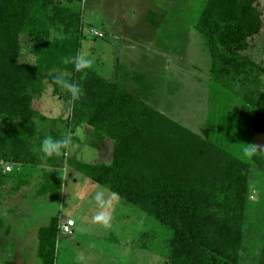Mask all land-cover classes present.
Wrapping results in <instances>:
<instances>
[{"label": "trees", "instance_id": "16d2710c", "mask_svg": "<svg viewBox=\"0 0 264 264\" xmlns=\"http://www.w3.org/2000/svg\"><path fill=\"white\" fill-rule=\"evenodd\" d=\"M82 3L0 0V187L16 174L3 166L28 167L42 182L36 194L58 199L65 164L171 230L169 264H239L250 168L264 175V151L251 149L245 162L171 120L148 104L152 89L141 86L145 95L138 98L125 88L123 78L133 75L118 58L112 80L66 63L84 39ZM194 28L209 53L213 81L254 111L252 130L264 135V65L247 55L263 28L259 0H206ZM53 30L59 35L53 37ZM61 75L80 85L78 101L55 84ZM44 80L53 96L70 103V144L79 142L77 129L91 127L97 143H113L109 165L72 160L67 148L52 157L31 152L34 120H47L33 109ZM50 136L64 138L53 131ZM17 178L13 194L29 184L23 175ZM60 222L53 216L37 230L39 264H56ZM0 230L10 233L2 219ZM260 243L256 264H264V214Z\"/></svg>", "mask_w": 264, "mask_h": 264}, {"label": "rangeland", "instance_id": "374dc122", "mask_svg": "<svg viewBox=\"0 0 264 264\" xmlns=\"http://www.w3.org/2000/svg\"><path fill=\"white\" fill-rule=\"evenodd\" d=\"M205 1L83 0L80 53L93 60L88 69L110 80L118 58L133 75L123 78L130 93L142 98L141 86L152 89L150 106L248 162L251 149L264 151V135L252 130L254 111L210 75L209 53L194 28ZM259 8L263 28L250 42L247 55L264 65V0H259ZM58 35L52 31L53 37ZM33 109L47 119L34 120L37 134L29 146L36 153L42 137L50 136L51 131L60 137L68 135L70 103L53 96L52 86L44 80L41 95L33 99ZM74 136L79 142L67 146L70 159L90 165L111 163L110 139L97 143L88 126L77 129ZM10 166V173L16 174L0 187V219L10 227L8 236L0 230V264H39L36 231L56 215L62 222L72 219L76 224L71 235H57L56 264H169L171 230L75 169L62 165L60 196L53 199L36 194L42 182L35 170ZM20 174L29 184L13 194ZM101 190L103 206L94 199ZM101 211L110 218L107 225L94 220ZM263 214L264 175L252 166L239 264H256Z\"/></svg>", "mask_w": 264, "mask_h": 264}, {"label": "clouds", "instance_id": "9594fccd", "mask_svg": "<svg viewBox=\"0 0 264 264\" xmlns=\"http://www.w3.org/2000/svg\"><path fill=\"white\" fill-rule=\"evenodd\" d=\"M66 63H73L76 71H81L90 67V65L93 63V60L89 58L87 54L80 53L77 54L76 57H74L72 60L66 61ZM55 84L60 88L66 90V92L71 96V99L73 101H78L83 94L82 89L78 83L68 78H65L63 75L55 78ZM70 143L71 140L67 136L62 139L47 136L41 140L40 151L46 157L59 156ZM249 155H251V153H249ZM94 199L99 205L103 206L104 192L102 190L97 191L94 196ZM109 219V216L103 211L99 212L94 217V220L102 221L106 225L108 224Z\"/></svg>", "mask_w": 264, "mask_h": 264}, {"label": "built area", "instance_id": "2783aa9c", "mask_svg": "<svg viewBox=\"0 0 264 264\" xmlns=\"http://www.w3.org/2000/svg\"><path fill=\"white\" fill-rule=\"evenodd\" d=\"M6 172H10L12 167L10 165H6L4 167ZM74 221L72 219H68L66 222H60L58 225V235L59 236H69L73 233Z\"/></svg>", "mask_w": 264, "mask_h": 264}, {"label": "crops", "instance_id": "0c3cea01", "mask_svg": "<svg viewBox=\"0 0 264 264\" xmlns=\"http://www.w3.org/2000/svg\"><path fill=\"white\" fill-rule=\"evenodd\" d=\"M25 187H26V186H25ZM60 221H61V220H60ZM61 222H62V221H61ZM74 223H75V222H74ZM75 226H76V224L74 225V227H75ZM38 229H39V228H38ZM38 229H37V230H38ZM36 232H37V231H36Z\"/></svg>", "mask_w": 264, "mask_h": 264}]
</instances>
